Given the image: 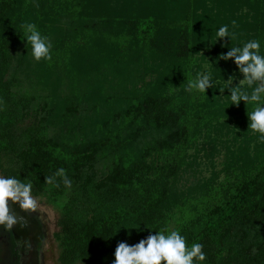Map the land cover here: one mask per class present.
Segmentation results:
<instances>
[{
    "label": "trees",
    "instance_id": "obj_1",
    "mask_svg": "<svg viewBox=\"0 0 264 264\" xmlns=\"http://www.w3.org/2000/svg\"><path fill=\"white\" fill-rule=\"evenodd\" d=\"M26 23L43 36L83 39L72 65L97 63L91 74L98 68L103 79L93 94L109 107L108 119L97 118L101 112L90 128L78 124L69 135L53 129L56 119L100 111L85 104L57 112L48 95L25 90L11 74L12 45ZM224 25L235 38L217 42ZM250 40L260 41L264 55V0H0V160L10 162L0 168L37 193L68 194L57 234L60 264H114L119 243L172 231L188 247L203 245L199 264H264V143L248 117L258 104L236 106L230 97L232 87L250 94L256 85H247L234 59H219ZM200 73L211 75L207 93L189 89ZM219 128L213 142L226 145L225 179L198 180L171 213L187 151ZM106 151L115 161L101 175ZM60 168L71 187L59 177L46 183Z\"/></svg>",
    "mask_w": 264,
    "mask_h": 264
},
{
    "label": "rangeland",
    "instance_id": "obj_2",
    "mask_svg": "<svg viewBox=\"0 0 264 264\" xmlns=\"http://www.w3.org/2000/svg\"><path fill=\"white\" fill-rule=\"evenodd\" d=\"M46 36V35H45ZM52 38V36H46L49 38L52 44V59L51 60H40L36 61L32 56L31 44H27L26 38L19 36L21 39L17 40L12 45L13 51V66L14 69L11 74H17L21 76L24 89L30 90L33 94L48 95L50 102L57 112L66 111L67 107H75L76 105L85 108V104H95L96 108L99 109L100 113L96 111H90L91 116L85 118V112L81 111L80 114L73 117H69V121L63 120L59 122L56 119L53 129H57V133L61 135H69L73 130L78 128V124L85 128V124L90 128V124L93 120L94 115H101L97 118L108 119L110 115L109 107H103L98 104L97 97L94 93L99 82L103 79L99 74V69H94V74H91L94 63L91 61L85 65V69L80 66H73L72 58L79 57V51L83 44V39L63 37L59 39V36ZM57 44L55 51L54 45ZM62 54V55H60ZM109 67L106 68V70ZM104 70L106 73L107 71ZM163 70H166L163 68ZM43 71L45 72L43 74ZM47 72V73H46ZM103 74V71L102 73ZM97 77H94V76ZM128 76L123 75V79L129 80ZM147 78V77H146ZM134 79V78H133ZM150 77L147 78L149 80ZM236 83L241 85L245 84V81L238 78ZM234 85V82L231 83ZM84 115V117H83ZM40 117L41 115L38 114ZM95 118V119H97ZM48 121V120H47ZM90 121V122H89ZM220 128L211 134L210 137L203 135L199 138V141L187 151L189 156V165L187 171H182L177 178V196L174 199L173 205L171 204L170 212L175 214L178 212L177 204L180 198L186 193L191 185L199 181L216 180L222 181L225 179L227 174L228 161L226 158V145L220 143L216 144L213 142L214 138L220 133ZM81 134L80 132H78ZM252 134H257L254 132ZM234 134L231 135V139ZM230 139V140H231ZM143 142V140H142ZM73 146V143L68 145ZM115 155L109 151H106L100 158L98 164L99 173L106 174L109 168L114 164ZM6 163V166H5ZM10 163L8 160H0V165L6 168ZM0 176L5 177L2 168H0ZM28 179H31L30 175H25ZM190 179L187 181V179ZM33 184V183H32ZM52 191L50 192H35L32 189V195L37 200V207L35 208L42 217L47 230V240L45 246V254L47 257V264H60L59 257L61 253L60 244L57 240V234L61 231V225L59 223L62 215V207L68 194H62L53 196ZM173 208V209H172ZM181 214H177L175 219L170 225L171 229L175 227L178 218L180 219ZM85 264V263H78Z\"/></svg>",
    "mask_w": 264,
    "mask_h": 264
},
{
    "label": "clouds",
    "instance_id": "obj_3",
    "mask_svg": "<svg viewBox=\"0 0 264 264\" xmlns=\"http://www.w3.org/2000/svg\"><path fill=\"white\" fill-rule=\"evenodd\" d=\"M233 21V27H235ZM23 37L27 44H31L32 56L36 61L52 59V44L48 37L43 36L37 29L35 23H26L23 26ZM217 42L223 38H235V33L230 32L227 25L221 26L216 31ZM261 44L259 40H250L243 47H230L225 54L222 53L219 59L233 60L239 71L243 73L247 85H256L251 93L243 90L239 85L230 89L232 105L239 106L241 101L257 102L258 106L248 117L251 121L250 128L259 133V141L264 143V105L259 102L264 100V55L260 54ZM213 87L211 75L200 73L197 79L192 82L189 89H196L206 92ZM225 89H220L221 93ZM62 178L67 187H71V180L66 170L60 168L54 177H46V183H52L56 178ZM33 185L31 182H24L15 177L0 176V227L12 229L17 224V217L10 213L9 200L18 203L22 210H34L37 207V200L32 195ZM206 259L203 252V245L194 243L187 246V241L178 231H172L165 235L163 232L150 234L135 245L126 242L118 244L115 251L114 264H199Z\"/></svg>",
    "mask_w": 264,
    "mask_h": 264
},
{
    "label": "flooded vegetation",
    "instance_id": "obj_4",
    "mask_svg": "<svg viewBox=\"0 0 264 264\" xmlns=\"http://www.w3.org/2000/svg\"><path fill=\"white\" fill-rule=\"evenodd\" d=\"M10 213L17 217L12 229L0 227V264H47V230L36 210H22L9 200Z\"/></svg>",
    "mask_w": 264,
    "mask_h": 264
}]
</instances>
